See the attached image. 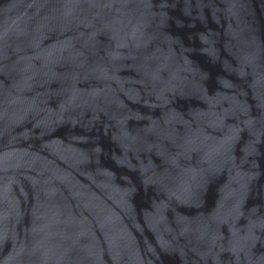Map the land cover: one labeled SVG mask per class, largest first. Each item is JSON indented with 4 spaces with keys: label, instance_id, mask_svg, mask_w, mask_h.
I'll list each match as a JSON object with an SVG mask.
<instances>
[{
    "label": "water",
    "instance_id": "95a60500",
    "mask_svg": "<svg viewBox=\"0 0 264 264\" xmlns=\"http://www.w3.org/2000/svg\"><path fill=\"white\" fill-rule=\"evenodd\" d=\"M0 264H264V0H0Z\"/></svg>",
    "mask_w": 264,
    "mask_h": 264
}]
</instances>
